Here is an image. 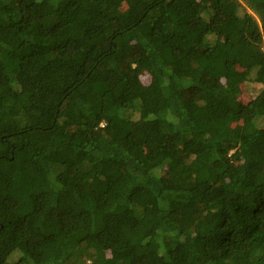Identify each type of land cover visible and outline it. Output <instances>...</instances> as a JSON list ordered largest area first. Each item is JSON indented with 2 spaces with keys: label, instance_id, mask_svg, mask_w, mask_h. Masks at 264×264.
Here are the masks:
<instances>
[{
  "label": "trees",
  "instance_id": "obj_1",
  "mask_svg": "<svg viewBox=\"0 0 264 264\" xmlns=\"http://www.w3.org/2000/svg\"><path fill=\"white\" fill-rule=\"evenodd\" d=\"M0 264H264V0H0Z\"/></svg>",
  "mask_w": 264,
  "mask_h": 264
},
{
  "label": "rangeland",
  "instance_id": "obj_2",
  "mask_svg": "<svg viewBox=\"0 0 264 264\" xmlns=\"http://www.w3.org/2000/svg\"><path fill=\"white\" fill-rule=\"evenodd\" d=\"M244 85H245V83H243V87H245ZM243 94H245V95L247 96V95H250L251 93H249V92L247 93V92L244 90V93H243ZM253 94H255V92H254Z\"/></svg>",
  "mask_w": 264,
  "mask_h": 264
}]
</instances>
